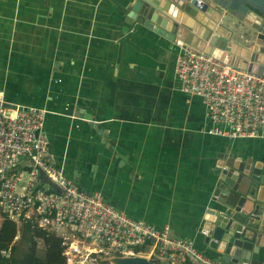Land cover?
<instances>
[{
	"label": "crops",
	"instance_id": "1",
	"mask_svg": "<svg viewBox=\"0 0 264 264\" xmlns=\"http://www.w3.org/2000/svg\"><path fill=\"white\" fill-rule=\"evenodd\" d=\"M130 2L0 0V90L44 109L49 149L81 188L219 258L199 228L216 160L250 155L264 171V137L208 131L202 98L175 76L183 47L131 18Z\"/></svg>",
	"mask_w": 264,
	"mask_h": 264
},
{
	"label": "built area",
	"instance_id": "2",
	"mask_svg": "<svg viewBox=\"0 0 264 264\" xmlns=\"http://www.w3.org/2000/svg\"><path fill=\"white\" fill-rule=\"evenodd\" d=\"M174 68L180 89L202 98L209 132L264 137V75L186 47ZM5 102L0 90V216L28 218L60 237L63 264H114L112 258L136 251L149 252L158 264H233L171 235L168 225L132 218L100 191L81 188L49 149L44 109Z\"/></svg>",
	"mask_w": 264,
	"mask_h": 264
},
{
	"label": "water",
	"instance_id": "3",
	"mask_svg": "<svg viewBox=\"0 0 264 264\" xmlns=\"http://www.w3.org/2000/svg\"><path fill=\"white\" fill-rule=\"evenodd\" d=\"M129 7V16L156 36L264 75V0H131ZM79 112L97 133L105 135V128L90 112ZM214 172L212 203L199 224L201 243L233 264H264L262 162L222 151ZM39 175L47 180L42 171ZM111 260L114 264H158L134 256Z\"/></svg>",
	"mask_w": 264,
	"mask_h": 264
},
{
	"label": "trees",
	"instance_id": "4",
	"mask_svg": "<svg viewBox=\"0 0 264 264\" xmlns=\"http://www.w3.org/2000/svg\"><path fill=\"white\" fill-rule=\"evenodd\" d=\"M60 240L28 218L17 222L1 216L0 264H63Z\"/></svg>",
	"mask_w": 264,
	"mask_h": 264
},
{
	"label": "bare ground",
	"instance_id": "5",
	"mask_svg": "<svg viewBox=\"0 0 264 264\" xmlns=\"http://www.w3.org/2000/svg\"><path fill=\"white\" fill-rule=\"evenodd\" d=\"M129 14L130 15H132V13L131 12H129ZM141 252L142 251H136L135 253H134V257H137V258H142V259H146V260H150V261H153V262H157V260L156 259H154V258H152V257H150V253H149V256H145V255H143V254H141ZM110 262H108V264H109Z\"/></svg>",
	"mask_w": 264,
	"mask_h": 264
},
{
	"label": "rangeland",
	"instance_id": "6",
	"mask_svg": "<svg viewBox=\"0 0 264 264\" xmlns=\"http://www.w3.org/2000/svg\"><path fill=\"white\" fill-rule=\"evenodd\" d=\"M38 247H41V243H40V242L38 243ZM141 254H143V255H145V256H149V255H148L146 252H144V251L141 252Z\"/></svg>",
	"mask_w": 264,
	"mask_h": 264
}]
</instances>
